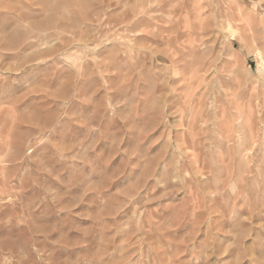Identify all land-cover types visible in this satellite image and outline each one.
I'll return each mask as SVG.
<instances>
[{
	"label": "rangeland",
	"instance_id": "rangeland-1",
	"mask_svg": "<svg viewBox=\"0 0 264 264\" xmlns=\"http://www.w3.org/2000/svg\"><path fill=\"white\" fill-rule=\"evenodd\" d=\"M162 1L0 0V264H264V0Z\"/></svg>",
	"mask_w": 264,
	"mask_h": 264
},
{
	"label": "bare ground",
	"instance_id": "bare-ground-1",
	"mask_svg": "<svg viewBox=\"0 0 264 264\" xmlns=\"http://www.w3.org/2000/svg\"><path fill=\"white\" fill-rule=\"evenodd\" d=\"M201 1V0H200ZM163 2L164 1H162V0H141V7H143V9H145L146 8V6H148L149 4H151V3H153L154 5H159V4H163ZM112 3V2H111ZM168 3H169V1H168ZM104 5V4H103ZM120 5V4H119ZM118 7V6H117ZM159 7V6H158ZM155 8V7H154ZM155 10V9H154ZM106 19H108V18H106ZM104 22H106V20L104 21ZM103 22V23H104ZM105 25V24H104ZM103 25V26H104ZM102 26V27H103Z\"/></svg>",
	"mask_w": 264,
	"mask_h": 264
}]
</instances>
